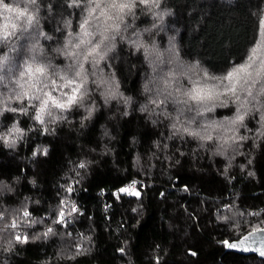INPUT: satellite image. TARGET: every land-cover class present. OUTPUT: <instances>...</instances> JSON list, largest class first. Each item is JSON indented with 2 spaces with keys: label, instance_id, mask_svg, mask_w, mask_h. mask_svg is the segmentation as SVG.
<instances>
[{
  "label": "trees",
  "instance_id": "trees-1",
  "mask_svg": "<svg viewBox=\"0 0 264 264\" xmlns=\"http://www.w3.org/2000/svg\"><path fill=\"white\" fill-rule=\"evenodd\" d=\"M106 1L111 0H95L101 8ZM86 2L36 0L27 5L25 16L34 12L31 23L44 34L39 47L51 55V49L62 46L69 32L77 34L87 16ZM20 7L23 11L25 5ZM112 9L108 7L106 15ZM102 10L93 9V16L102 20ZM132 17L131 28L121 27L125 37L135 30L131 40L137 36L155 40L160 49L172 38L181 61L198 64L212 76L226 75L241 65L250 68L257 61H249L254 48L264 58V0H139ZM23 19L18 23L23 24ZM65 21L70 28H64ZM13 23L0 15V57L5 58L6 69L0 75L6 77L29 58L31 49L18 23L12 35ZM149 27L152 31L146 33ZM48 35L53 39L46 40ZM116 43L112 55L119 59L117 70L124 90L138 96L141 73L146 71L142 57L134 56L119 37ZM54 63L66 61L59 58ZM233 105L206 115L218 121L235 119ZM136 107L129 119L118 124L107 121L117 137L110 143L115 167L112 157L101 158L77 148V141L97 151L108 143L100 139L103 111L83 136L61 128L54 140L32 134L14 149L0 144V228L15 241L11 252L0 249V264H264V259L227 249L231 241L264 228V108L246 113L244 120L232 125L235 133H226L233 139L224 155L213 156L210 143L193 153L191 140L173 139L167 141L166 152L157 149L152 142L159 140L162 146L168 131L155 115L151 119H158V125L151 126ZM14 118L22 127L29 124L27 118L13 113H5L0 122L10 124ZM37 140L51 144L48 159L32 156ZM181 151L188 154L181 156ZM82 154L99 160L83 180L69 163ZM134 154L140 157L139 163ZM164 155L172 159L165 161ZM32 178L34 186L29 182ZM132 179L141 182L139 196L120 192ZM72 207L78 210L71 223L57 224L60 213L66 216ZM49 227L51 233L32 240Z\"/></svg>",
  "mask_w": 264,
  "mask_h": 264
},
{
  "label": "clouds",
  "instance_id": "clouds-1",
  "mask_svg": "<svg viewBox=\"0 0 264 264\" xmlns=\"http://www.w3.org/2000/svg\"><path fill=\"white\" fill-rule=\"evenodd\" d=\"M78 2L79 0H72L74 5ZM35 3L36 0H11V3L0 0V15L6 20L14 21L12 35H15V28L21 17L24 18L22 26L25 29L32 22L35 13H29L27 16L25 13L28 11L27 5ZM156 3H159V0H156ZM21 5H25L23 11ZM85 7L87 16L80 23L79 32H69L62 46L51 49V55L44 48L33 45L29 58L24 60L15 73H8L7 77L0 75V121L5 113L20 114L29 121L27 127H22L18 118H14L10 124L0 122V144L5 148L14 149L18 141L32 134L54 140L59 136L58 130L61 128L83 136L103 111L105 122L99 126L100 139L108 143H102L97 151L77 141V148H83L87 153L101 158L112 157L115 167V149L110 143L117 137L112 133L107 121L118 124L119 120L131 118L132 107L136 104V112L149 118L151 126L156 127L159 119L160 125L168 131L166 142L162 146L159 140L152 142L157 149L162 147L166 152L169 149L167 141L173 139L181 143L191 140L195 142L193 153L197 147L204 150L206 144L210 143L208 150L211 155L223 156L228 142L233 139V136L226 133L231 132L234 135L235 129L231 126L236 125L237 122L233 121L242 115L237 114L235 119L225 118L221 121L206 115L213 114L216 108L227 107L228 101L217 103L220 101V94L208 91V80L204 78L205 70L198 64L188 65L181 61L175 45L172 44V38H169V48L164 51L155 40H143L137 36L133 41L130 37L126 38L121 31V25H124L125 29L131 28L130 24H124V15L117 11L114 16H106L100 11L103 19L98 20L92 12L93 9L100 10V3L87 0ZM104 7L117 10L127 8L128 14H131L133 4H105ZM70 27V22L65 21L64 28ZM155 27L156 25H153V28ZM144 31L150 33L152 29ZM117 37L129 44L134 56L142 57L146 68V71L141 73L138 96L124 90L123 80L117 70L119 59L112 55L117 51ZM45 39L52 40L53 37L48 35ZM59 58H63L66 63L55 64L54 61ZM4 62L5 58L0 57V70L6 71L3 69ZM198 84L204 87H196ZM154 115L158 119H151ZM130 140L135 143L136 138L131 137ZM50 152L51 144L37 140L32 156L39 155L48 159ZM187 154L180 152L181 156ZM133 158L139 163L138 155L134 154ZM163 158L165 161L172 159L169 155H164ZM69 163L75 176L83 180L91 167L99 164V160L82 154ZM175 163L179 164L180 160ZM29 182L34 186L35 178ZM70 188L71 186H68L67 191ZM48 234L47 230L33 236L32 240H39L41 235ZM14 243L12 238L5 236L3 228H0V249L11 252Z\"/></svg>",
  "mask_w": 264,
  "mask_h": 264
},
{
  "label": "rangeland",
  "instance_id": "rangeland-1",
  "mask_svg": "<svg viewBox=\"0 0 264 264\" xmlns=\"http://www.w3.org/2000/svg\"><path fill=\"white\" fill-rule=\"evenodd\" d=\"M138 1L139 0H111V1H106L104 5L108 3H110L109 5L112 4L126 5L131 2L133 4L131 14H128L127 8H122L118 10L112 9V14L109 15V16H114L118 11L119 14L125 16V22L131 25V20L133 18L132 12H134V9L137 6ZM141 1L144 2V0ZM149 1L150 3H156L155 0H149ZM104 8H100V10L103 9L102 11L106 15L108 10L106 11L107 8L105 9ZM18 25L19 27H22V29H25L22 26L23 25L22 23L20 24L18 23ZM154 25H156V23ZM122 26L123 25H121V27ZM149 29H151V27H149ZM24 32H25L24 34L26 35V37L25 35L24 37L27 38L29 43L31 44L30 46L28 45L29 49L32 48L33 45H37V46L40 45L39 40L42 37L41 35L42 31L41 29H39L37 25H32V23H29ZM135 35H136L135 30H133V32L128 31L126 38L130 37V39H133L134 37H136ZM167 46L170 45L166 44V47L161 46L163 47L161 50L162 51L167 50L166 49L168 48ZM258 54L259 52L255 53V55L252 56L254 61L257 60L253 66H251L250 68L247 67L243 71H238L237 74L231 80L226 79L228 74L222 76L221 75L212 76L205 71L206 74L204 78L208 80V85H207L208 91L212 93L220 94V101H218L217 103L227 100L228 106H232L234 104L233 105L234 109L235 111H237L236 115L234 116H237V114H239L245 118L246 113H255L264 108L263 106L264 105V58L260 59ZM28 55L30 56V51L28 52ZM196 87H204V85L198 84L196 85ZM233 88L234 91L231 90ZM238 94H240V99H238Z\"/></svg>",
  "mask_w": 264,
  "mask_h": 264
},
{
  "label": "water",
  "instance_id": "water-1",
  "mask_svg": "<svg viewBox=\"0 0 264 264\" xmlns=\"http://www.w3.org/2000/svg\"><path fill=\"white\" fill-rule=\"evenodd\" d=\"M227 249L241 255H254L264 259V228L254 230L231 241L228 243Z\"/></svg>",
  "mask_w": 264,
  "mask_h": 264
},
{
  "label": "snow or ice",
  "instance_id": "snow-or-ice-1",
  "mask_svg": "<svg viewBox=\"0 0 264 264\" xmlns=\"http://www.w3.org/2000/svg\"><path fill=\"white\" fill-rule=\"evenodd\" d=\"M122 6H123V5H122ZM252 52H253V54H255L256 49L254 48V49L252 50ZM252 59H253V57L250 56V57H249V61L251 62ZM248 66H249V65H241V66L239 67V69H233L232 72H229V73H228V76L226 77V79L231 80V79L237 74L238 71H243V70H244L245 68H247ZM231 90L234 91V88L231 89ZM243 119H244L243 116H238L237 119H236V121H233V123H236V122H238V121H242ZM81 167H83V165H81ZM68 191L71 192L72 189L70 188ZM120 192H122V193H128L129 195L139 196V192H137V191H132V190H130L129 188H121V189H120ZM71 211H72V212H75V211H76V208H75V207H72ZM23 215L27 217V216L29 215V213H28L27 211H25V212L23 213ZM62 220H63V212L60 213V219L57 220L56 223L59 224ZM48 232H49V233L52 232V229L49 228V229H48ZM17 239H19V237H18Z\"/></svg>",
  "mask_w": 264,
  "mask_h": 264
},
{
  "label": "built area",
  "instance_id": "built-area-1",
  "mask_svg": "<svg viewBox=\"0 0 264 264\" xmlns=\"http://www.w3.org/2000/svg\"><path fill=\"white\" fill-rule=\"evenodd\" d=\"M141 182L138 180V179H132V180H130L129 182H127L124 186H123V188H129L130 190H132V191H137L138 189H139V186L141 185L140 184ZM114 195H116L117 194V192H116V190H115V192L113 193ZM76 208V211L75 212H70V213H68V214H66V216H63V220L60 222L61 224H63V223H71V218H72V216L77 212V207H75ZM60 219V218H59Z\"/></svg>",
  "mask_w": 264,
  "mask_h": 264
}]
</instances>
